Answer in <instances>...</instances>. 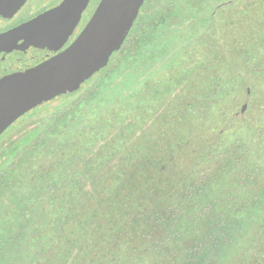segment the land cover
<instances>
[{
	"label": "rangeland",
	"instance_id": "rangeland-1",
	"mask_svg": "<svg viewBox=\"0 0 264 264\" xmlns=\"http://www.w3.org/2000/svg\"><path fill=\"white\" fill-rule=\"evenodd\" d=\"M204 2L156 0L158 19L164 25L145 26V41L133 55L115 63L105 77L84 82L82 90L41 105L8 128L12 130L0 149V190L9 186L12 203L5 205L0 197V235L8 237L4 227L10 222L20 223L18 218L23 217L21 207L26 200L18 198L30 196L29 189L38 199L36 207L32 208L34 221L31 226L35 227L37 220L45 217L50 209V200L60 209L65 198H73L76 185L75 188L80 186L93 196L92 203L80 207L78 222L73 223L79 235L76 240L79 248L89 249V253L105 250V254L111 255L126 251V246L112 247L109 241L112 231L125 235L130 221L137 224L143 218L140 208L147 203L144 200L151 187L166 188L168 182L178 180L190 170L188 165L192 160L187 153L190 145L186 142L191 140L192 126L201 127L196 132L201 138L206 102L203 100V33L210 34L212 30L209 29L217 28L219 20L221 36L226 35L223 41L230 42L229 47L222 44L221 51L226 55L228 49L230 54L235 53L250 31L256 33L264 25V0H211V3L206 0L203 7ZM203 9L208 12L204 13ZM169 16L170 21L167 20ZM192 26H197L195 32L190 31ZM197 39H200V47L189 52L187 47ZM198 59L202 63L191 70V63ZM256 102L250 89L245 88L242 101L230 118L247 114ZM133 108L134 111L129 112ZM173 109L174 115L167 113ZM76 113L80 118L73 122L71 141L64 144V149L72 153L73 172L81 169L83 161L105 158L102 166L95 167L96 174L92 178L96 177V181L93 183L85 176H79L76 182L66 177L67 161L60 160L64 156L61 153L55 156L53 151L49 152L52 146L44 145L56 125L73 118ZM129 126H132L130 132ZM43 133L48 135L44 137ZM169 142L171 145L165 147ZM169 155H174L172 161L166 159ZM128 156L132 159H125ZM32 157L34 160L30 163ZM160 157L165 158L161 166L156 162ZM134 159L137 164H133ZM32 165L40 168L38 175L30 170ZM158 166L162 172H158ZM21 169L26 171L22 173ZM51 171L52 175L48 174ZM53 172L62 175L54 176ZM15 176L17 180L11 181ZM57 223L64 236L70 233L65 231L60 220ZM114 224L119 227L115 228ZM42 226L45 234L46 219ZM91 235L96 236L93 241L84 238ZM61 242L58 240V244ZM38 250L47 251L44 241ZM84 258L89 260V255Z\"/></svg>",
	"mask_w": 264,
	"mask_h": 264
},
{
	"label": "trees",
	"instance_id": "trees-1",
	"mask_svg": "<svg viewBox=\"0 0 264 264\" xmlns=\"http://www.w3.org/2000/svg\"><path fill=\"white\" fill-rule=\"evenodd\" d=\"M205 5L206 0L203 7ZM203 12L208 10L203 9ZM217 23V28L209 29L212 30L210 34L203 33V100L206 102L202 136H196L201 127L192 126L191 140L186 142L190 145L187 148L192 160L188 165L190 170L178 180L168 182L166 188L151 187L149 199L144 200L147 203L140 208L143 218L137 224L130 221L125 235L112 231L109 240L112 247L126 246V251L111 255L105 254V250L89 253V249L79 248L75 224L80 207L93 202L89 191L80 186L75 188V185L73 198H65L61 210L50 200V209L34 227L31 226L34 221L32 208L36 207L38 199L29 189L30 196L18 198L26 200L21 207L23 217L18 218L20 223L10 222L4 227L8 237L0 235V264H68L71 261L76 264H264V25L258 26L256 33L250 31L235 53L230 54L228 49L227 58L221 48L223 43L229 47L230 42L223 41L226 35L221 36L220 21ZM196 27L192 26L190 31L195 32ZM199 41H193L188 51L200 47ZM201 61L192 62L191 70ZM245 88L254 95L256 105L247 114L230 118L242 101ZM133 111L134 108L129 112ZM79 113L56 125L44 145H51L49 152L53 151L55 156L59 153L64 156L60 160L67 161L66 177L76 182V178L85 176L93 183L96 181V177L92 178L96 174L95 167L102 166L105 158L83 161L81 169L73 172L72 153L64 149V144L71 141L72 125L77 117L80 118ZM167 113L175 114L174 109ZM65 136L68 137L64 141ZM59 138L63 141H57ZM169 145L170 142L165 147ZM167 157L168 161L174 159V155ZM130 158L132 156L125 159ZM31 160L34 157L30 163ZM162 160L165 158H157L156 162L161 166L165 164ZM132 161L137 164V160ZM160 166L158 172L163 171ZM39 169L32 165L30 170L38 175ZM23 171L26 169H21ZM53 173L54 176L62 175ZM48 174L52 175V171ZM16 180L17 176L11 181ZM8 189L9 186L0 190L5 205L12 203ZM45 219L48 229L44 234ZM58 220L70 233L64 236L58 230ZM94 237L84 238L93 241ZM58 240H62L61 244ZM43 241L47 251L38 250ZM87 255L89 260L84 258Z\"/></svg>",
	"mask_w": 264,
	"mask_h": 264
},
{
	"label": "water",
	"instance_id": "water-1",
	"mask_svg": "<svg viewBox=\"0 0 264 264\" xmlns=\"http://www.w3.org/2000/svg\"><path fill=\"white\" fill-rule=\"evenodd\" d=\"M25 0H0V14ZM144 0H101L78 38L63 52L30 71L0 80V135L27 112L77 91L104 68L127 35Z\"/></svg>",
	"mask_w": 264,
	"mask_h": 264
},
{
	"label": "flooded vegetation",
	"instance_id": "flooded-vegetation-1",
	"mask_svg": "<svg viewBox=\"0 0 264 264\" xmlns=\"http://www.w3.org/2000/svg\"><path fill=\"white\" fill-rule=\"evenodd\" d=\"M100 1L25 0L15 11L0 14V80L35 69L67 49L91 20ZM155 4L156 0L143 1L121 47L111 54L108 64L87 83L105 77L115 63L133 55L145 41V26L164 25L158 19L159 7H155ZM167 20L170 21L171 17ZM81 86L77 91L52 100L72 96L84 88ZM8 128L0 135V149L12 130L8 131Z\"/></svg>",
	"mask_w": 264,
	"mask_h": 264
}]
</instances>
